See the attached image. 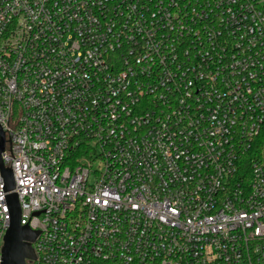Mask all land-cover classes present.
<instances>
[{
	"label": "built area",
	"instance_id": "obj_1",
	"mask_svg": "<svg viewBox=\"0 0 264 264\" xmlns=\"http://www.w3.org/2000/svg\"><path fill=\"white\" fill-rule=\"evenodd\" d=\"M0 125L27 264H264V0H0Z\"/></svg>",
	"mask_w": 264,
	"mask_h": 264
},
{
	"label": "water",
	"instance_id": "obj_2",
	"mask_svg": "<svg viewBox=\"0 0 264 264\" xmlns=\"http://www.w3.org/2000/svg\"><path fill=\"white\" fill-rule=\"evenodd\" d=\"M5 131L0 125V171L4 178L3 190L10 215V226H8L4 238L0 264H27V259L34 260L37 258L32 243L41 230H32L28 225L30 217L26 224H21V207L18 193L14 192L16 185L13 171L5 167L1 158L5 150ZM45 209L35 210L31 215H38Z\"/></svg>",
	"mask_w": 264,
	"mask_h": 264
},
{
	"label": "flooded vegetation",
	"instance_id": "obj_3",
	"mask_svg": "<svg viewBox=\"0 0 264 264\" xmlns=\"http://www.w3.org/2000/svg\"><path fill=\"white\" fill-rule=\"evenodd\" d=\"M34 243H32V247L34 248V245H33ZM27 260H29V259H27ZM27 260H26V262H27Z\"/></svg>",
	"mask_w": 264,
	"mask_h": 264
}]
</instances>
